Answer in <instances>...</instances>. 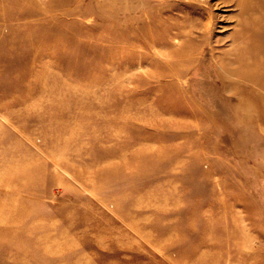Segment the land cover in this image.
<instances>
[{
    "label": "rangeland",
    "instance_id": "1",
    "mask_svg": "<svg viewBox=\"0 0 264 264\" xmlns=\"http://www.w3.org/2000/svg\"><path fill=\"white\" fill-rule=\"evenodd\" d=\"M259 2L0 0V264H264L258 86L218 67ZM189 26L192 118L149 101Z\"/></svg>",
    "mask_w": 264,
    "mask_h": 264
},
{
    "label": "bare ground",
    "instance_id": "2",
    "mask_svg": "<svg viewBox=\"0 0 264 264\" xmlns=\"http://www.w3.org/2000/svg\"><path fill=\"white\" fill-rule=\"evenodd\" d=\"M248 8L252 9L253 13L255 12L251 17V21L255 24L244 25L252 30V38L251 40L238 43V45H236L231 51L224 53L218 63L219 77L225 82H229V84L226 85V90L228 91H231L232 87L236 88V83H251L258 86L257 88H250L247 93L256 97L262 110V117L264 118V2H259L253 5L249 3L246 9ZM245 11L248 12V10ZM258 11L262 13V16ZM253 27L256 28L254 29ZM242 32V29L237 31L238 37H242ZM177 35L185 37V40L180 49L173 52L176 60L169 63V68L161 69L159 74L161 76L171 77L173 82L171 81L172 83L167 85L159 83L161 85L159 87L152 85L151 88H153V90L155 89L157 94L156 96H150L149 101L152 102V104L156 103L159 107L161 106L160 111L162 112V109H164L165 113L192 118L199 116L192 108L177 107L182 105H179L181 104V95L177 94V90L180 91V83H175V81L179 80L178 78L184 75L185 69L194 62L195 57L192 53L196 49L197 39L195 37L193 26H189V28L185 30L183 29V31H178ZM198 37L205 39V37L200 35H198ZM205 73L207 74V72L200 71V78H206L207 76L204 75ZM211 80L212 79L209 80L210 83L213 81ZM201 88L203 89L195 91L193 96L209 103L211 101V97H209L210 93H208L209 91H206L205 86ZM243 88V90L249 89V87L246 89V86ZM150 91L153 92L152 89ZM169 93H173L174 96H170ZM187 97H191V95L187 94ZM61 123L64 122L61 121Z\"/></svg>",
    "mask_w": 264,
    "mask_h": 264
}]
</instances>
